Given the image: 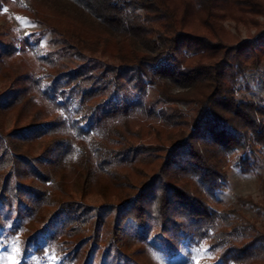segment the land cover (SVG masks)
Wrapping results in <instances>:
<instances>
[{
  "label": "trees",
  "instance_id": "16d2710c",
  "mask_svg": "<svg viewBox=\"0 0 264 264\" xmlns=\"http://www.w3.org/2000/svg\"><path fill=\"white\" fill-rule=\"evenodd\" d=\"M4 5L53 45L33 33L0 39V213L14 205L38 224L36 256L76 264L102 245L128 262V244L165 237L203 248L214 264H264V228L215 198L228 169L250 172L264 149L262 106L237 96L239 77L264 65V0ZM226 22L255 33L237 40ZM70 173L83 186L102 181L113 200L73 198ZM108 217L114 234L103 239Z\"/></svg>",
  "mask_w": 264,
  "mask_h": 264
},
{
  "label": "rangeland",
  "instance_id": "374dc122",
  "mask_svg": "<svg viewBox=\"0 0 264 264\" xmlns=\"http://www.w3.org/2000/svg\"><path fill=\"white\" fill-rule=\"evenodd\" d=\"M227 30L235 36L237 40L246 39L255 33V28L248 27L242 24L235 25L233 22L225 23ZM41 27L20 15L18 12L12 11L8 6L0 8V39L6 42L19 40L22 36L31 33L39 35ZM51 33L45 32L39 35L40 44L43 47L53 46L49 41ZM7 80L0 78V92L6 87ZM8 85V84H7ZM2 96V95H1ZM237 96L243 100H253L260 103L264 111V65L256 71L245 73L239 77L237 83ZM3 99V97H1ZM185 108L184 106L182 107ZM264 120V117H263ZM9 126V125H8ZM252 170L244 173L237 166H232L227 171V182L221 190L215 192V198L221 200L228 206L241 210L249 221L259 228H264V212L259 207L264 208V190L262 189V182L264 181V149L259 150L250 159ZM153 163H157L155 160ZM141 165V164H140ZM143 167V174H151V167ZM153 166V165H152ZM147 177V176H146ZM146 177L134 174L135 181L144 182ZM69 180L66 183L67 192L73 198L83 200L92 205H99L107 200H113L114 196L110 195L108 188L102 181L97 185L95 183L89 186H83L82 180L76 173H70ZM103 192L105 194H103ZM108 194V196H107ZM238 199L251 200V203L240 205ZM12 205V210L0 213V264H14L23 259L33 258L38 264H61L62 259L52 256L50 253L44 254L40 258L36 256L33 248L34 234H30L38 224L30 223L25 213L20 209H15ZM4 218V220H2ZM2 220V221H1ZM110 217L107 218V224L100 228V236L108 239L114 234V227ZM27 226L26 232H21L24 226ZM16 228L14 229L12 227ZM7 230L14 233L13 238L3 240ZM34 233V232H33ZM30 234V235H29ZM4 235V236H3ZM29 237V239H28ZM151 237V235L149 236ZM16 238L17 240H14ZM28 239V241H27ZM6 241L7 243H4ZM149 242V243H148ZM96 246V245H95ZM94 246V247H95ZM95 252L87 255L85 261H79L76 264H214V258L208 254L203 248L188 246L186 243H177L168 241L165 237L156 240L154 238H147L146 242H131L125 249L129 253V261L114 260L111 256L102 253L104 248L102 245L96 246ZM24 248V249H23ZM26 250V254H23ZM111 252V250H110ZM169 253H173L171 256ZM24 256V257H23Z\"/></svg>",
  "mask_w": 264,
  "mask_h": 264
}]
</instances>
